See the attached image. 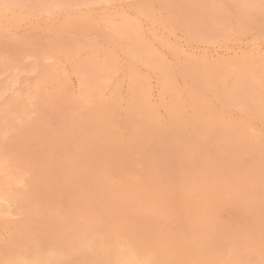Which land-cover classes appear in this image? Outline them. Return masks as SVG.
Listing matches in <instances>:
<instances>
[{
  "label": "rangeland",
  "instance_id": "rangeland-1",
  "mask_svg": "<svg viewBox=\"0 0 264 264\" xmlns=\"http://www.w3.org/2000/svg\"><path fill=\"white\" fill-rule=\"evenodd\" d=\"M0 98V264H264V0H0Z\"/></svg>",
  "mask_w": 264,
  "mask_h": 264
},
{
  "label": "bare ground",
  "instance_id": "bare-ground-1",
  "mask_svg": "<svg viewBox=\"0 0 264 264\" xmlns=\"http://www.w3.org/2000/svg\"><path fill=\"white\" fill-rule=\"evenodd\" d=\"M5 1V0H4ZM2 2V1H1ZM3 6V5H2ZM13 6V5H12ZM12 6H10V8L12 7ZM9 8V9H10ZM14 9V8H13ZM8 10V9H7ZM14 19V18H13ZM16 20V19H15ZM16 22V21H15ZM18 22H19V20H18ZM18 24V23H17ZM8 68V67H7ZM63 79V78H62ZM179 92V91H178ZM182 92V91H181ZM170 93V92H169ZM174 93V92H173ZM180 93V92H179ZM187 93H189L188 95H191L190 94V92H187ZM191 93H193V92H191ZM181 95V94H180ZM192 95H194V94H192ZM195 96V95H194ZM175 97H176V95H175ZM190 97V96H189ZM4 98V97H3ZM2 98V99H3ZM174 98V97H173ZM194 98V97H193ZM1 98H0V100H2ZM177 99V98H176ZM187 99V98H186ZM151 100V99H150ZM170 100H172V99H170ZM175 100V99H174ZM178 100V99H177ZM197 100V99H196ZM183 101V100H182ZM191 101V100H190ZM110 102V101H109ZM191 102H193V101H191ZM196 102V101H195ZM189 103V102H188ZM112 104V103H111ZM171 104V103H170ZM180 104H182V103H180ZM109 105V104H108ZM151 105V104H150ZM176 105V104H175ZM178 105V104H177ZM189 105H190V103H189ZM199 105V104H198ZM201 105V104H200ZM206 105V104H205ZM113 106V105H112ZM204 106V105H203ZM11 107V106H10ZM129 107H131V105L129 106ZM151 107V106H150ZM168 107V106H167ZM177 107V106H176ZM183 107V106H182ZM194 107H196L195 105H194ZM170 108V107H169ZM172 108V107H171ZM200 108V107H199ZM253 108V107H252ZM127 109H129V108H127ZM135 109H137V107H135ZM168 109V108H167ZM196 109V108H195ZM201 109V108H200ZM109 110H111V109H109ZM126 110V109H125ZM133 110V109H132ZM152 110V109H151ZM154 110V109H153ZM181 110V109H180ZM192 110H193V107H192ZM204 110H205V108H204ZM207 110V109H206ZM205 110V111H206ZM248 110H249V108H248ZM127 111V110H126ZM134 111V110H133ZM196 111H198L197 109H196ZM209 111V110H208ZM131 112V111H130ZM137 112V111H136ZM149 112H151V111H149ZM168 112V114H169V111H167ZM175 112V111H174ZM177 112H178V109H177ZM201 112V111H200ZM210 112V111H209ZM129 113V112H128ZM152 114H153V111L151 112ZM182 113V112H181ZM207 113V112H206ZM249 113V112H248ZM135 114V113H134ZM139 114V113H138ZM191 114V113H190ZM203 114H204V112H203ZM257 115L258 114H256L255 116L257 117ZM142 116V115H141ZM175 116V115H174ZM248 116H250V114H248ZM140 117V116H139ZM153 117V116H152ZM187 117V116H186ZM154 118V117H153ZM156 118L157 117H155V119H153V120H156ZM171 118V117H170ZM204 118V117H203ZM255 118V117H254ZM150 120H152L151 118H150ZM158 120V119H157ZM173 120H174V118H173ZM207 120V119H206ZM205 120V121H206ZM138 121H139V119H138ZM217 121V120H216ZM215 121V122H216ZM2 122V121H1ZM143 122V121H142ZM153 122V121H152ZM156 122V121H155ZM172 122H174V121H172ZM188 122H190V121H188ZM4 123V122H3ZM185 123H187V122H185ZM107 124H109V123H107ZM169 124V123H168ZM174 124H175V122H174ZM142 125H144L145 126V124H142ZM152 125V124H151ZM177 125V124H176ZM2 126H4V125H2ZM107 126V125H106ZM155 126V125H154ZM170 126V125H169ZM159 127V126H158ZM218 127V126H217ZM157 128V127H156ZM160 128H162V127H160ZM167 128V127H166ZM170 128V127H169ZM171 128H172V126H171ZM176 129H178L177 127H175ZM2 129V128H1ZM168 129V128H167ZM214 129V128H213ZM224 129H225V127H224ZM4 130V129H3ZM169 130V129H168ZM178 130H180V129H178ZM182 131V130H181ZM181 131H180V133H181ZM222 131V130H221ZM2 132V131H1ZM159 132H160V130H159ZM167 132V131H166ZM170 132V131H169ZM177 132V131H176ZM179 132V131H178ZM215 132H217V131H215ZM158 133V132H157ZM165 133V132H164ZM175 133V132H174ZM218 133V132H217ZM175 134H177V133H175ZM160 135V134H159ZM172 135H174V134H172ZM182 135V134H181ZM224 135V134H223ZM157 136V135H156ZM190 137V136H189ZM214 137V136H213ZM253 137V136H252ZM161 138H162V135H161ZM183 138V137H182ZM187 138V137H186ZM175 139V138H174ZM173 139V140H174ZM185 139V138H184ZM212 139V138H211ZM216 139V138H215ZM254 139V138H253ZM178 139L176 138V141H177ZM190 140H191V138H190ZM189 140V141H190ZM202 140V139H201ZM200 140V141H201ZM204 140V139H203ZM188 141V140H187ZM191 141H193V139L191 140ZM218 141H220V140H218ZM253 141V140H252ZM165 143H167V142H165ZM169 143V142H168ZM171 143V142H170ZM220 143V142H219ZM115 144H116V142H115ZM117 144H120V143H117ZM125 145H126V143H124ZM173 144V143H172ZM205 144V143H204ZM258 144V143H257ZM167 145V144H166ZM183 145V144H182ZM187 145V144H186ZM191 145V144H190ZM189 145V146H190ZM122 147H125L124 149H126L127 147L126 146H122ZM158 147V146H157ZM161 147V146H160ZM171 147V146H170ZM175 147V146H174ZM193 147V146H192ZM263 147V146H262ZM159 148V147H158ZM183 148V147H182ZM165 149V148H164ZM163 149V150H164ZM172 149V148H171ZM184 149V148H183ZM189 149V148H188ZM192 149V148H191ZM261 150H262V148H261ZM187 151H189V150H187ZM193 152H194V150H193ZM132 153H133V151H132ZM197 155V154H196ZM190 156V155H189ZM193 157V156H192ZM198 159V158H197ZM192 160H194V159H192ZM190 161H191V159H190ZM195 163V162H194ZM193 163V164H194ZM4 164V163H3ZM2 164V165H3ZM1 166V165H0ZM6 171V170H5ZM7 173H8V171H7ZM10 173V172H9ZM6 175V174H5ZM13 178H14V176H12ZM16 177V176H15ZM22 178H24V177H22ZM25 180V179H24ZM7 182H8V180H7ZM21 182V181H20ZM18 183V182H17ZM8 184H9V182H8ZM14 184V183H13ZM16 184V183H15ZM22 184V183H21ZM17 185H20V184H17ZM6 186V185H5ZM8 187H10V185L8 186ZM16 187V186H15ZM19 187V186H18ZM14 190V189H13ZM16 191V190H15ZM14 192V191H13ZM4 193H6V192H4ZM15 194V193H14ZM18 195V194H17ZM5 196V195H4ZM242 198V197H241ZM12 199V198H11ZM14 199H15V195H14ZM8 200V199H7ZM240 201V200H239ZM242 201V200H241ZM240 201V202H241ZM234 202V201H233ZM243 202H245V201H243ZM9 204V203H8ZM229 204H231V203H229ZM234 204V203H233ZM238 204V203H237ZM13 205H14V202H13ZM12 205V206H13ZM17 205V204H16ZM239 205V204H238ZM18 206V205H17ZM237 206V205H236ZM246 206H248V204L246 205ZM15 207V206H14ZM250 207V206H249ZM235 208V207H234ZM242 208V207H241ZM13 209V208H12ZM247 209V208H246ZM247 210H249V209H247ZM9 211V210H8ZM74 211H76V210H74ZM246 211V210H245ZM7 212V211H6ZM6 212H5V214H6ZM240 212H242V211H240ZM243 212H244V210H243ZM8 213V212H7ZM10 215H12V214H10ZM2 217V216H1ZM243 217V216H242ZM248 217V216H247ZM244 218H245V216H244ZM3 221V220H2ZM78 222V221H77ZM3 225V224H2ZM6 225V224H5ZM81 225V224H80ZM92 236V235H91ZM83 240V239H82ZM85 240V239H84ZM92 240V239H91ZM105 240V239H104ZM110 240V239H109ZM115 240V239H114ZM116 242H118V241H115V243ZM24 243V242H23ZM23 246H24V244H22ZM21 245V246H22ZM68 245H72V244H68ZM77 245V244H76ZM75 245V246H76ZM137 245H138V243H137ZM143 245V244H142ZM21 246L19 247V248H21ZM57 247V246H56ZM80 247H82V246H80ZM79 247V248H80ZM110 247V246H109ZM115 247H116V245H115ZM127 247V246H126ZM140 247V246H139ZM38 248H39V246H38ZM78 248V247H77ZM102 248V247H101ZM112 248H113V244H112ZM119 248H120V246H119ZM141 248H143V247H141ZM33 249H34V247H33ZM35 249H37V248H35ZM34 249V250H35ZM63 249V248H62ZM118 249V248H117ZM126 249V248H125ZM145 249V248H144ZM23 250H25L24 248H23ZM32 250V249H31ZM37 250H39V249H37ZM40 250H41V248H40ZM66 250V249H65ZM71 250V249H70ZM84 250V249H83ZM60 251H61V249H60ZM67 251H68V249H67ZM71 251H73V250H71ZM78 250L76 249V252H77ZM86 251V250H85ZM105 251H107V250H105ZM25 252V251H24ZM31 252V251H30ZM33 252V251H32ZM31 252V253H32ZM36 252V251H35ZM39 252H42V251H39ZM66 252V251H65ZM74 252V251H73ZM110 252V251H109ZM113 252V251H112ZM64 253V252H63ZM87 253V252H86ZM127 253H129V252H127ZM37 254V253H36ZM35 254V255H36ZM93 254H94V252H93ZM139 254V253H138ZM141 254V253H140ZM30 255V254H29ZM69 255V254H68ZM78 255H79V253H78ZM89 255V254H88ZM98 255V254H97ZM128 255V254H127ZM144 255V254H143ZM43 256H45V255H43ZM47 256V255H46ZM73 256V255H72ZM93 256V255H92ZM123 256V255H122ZM139 256V255H138ZM26 257V256H25ZM24 257V258H25ZM34 257V259H35V256H33ZM74 257V256H73ZM78 257V256H77ZM89 257V256H88ZM95 257H97V256H95ZM139 257H141V256H139ZM138 257V258H139ZM152 257V256H151ZM67 258V257H66ZM70 258H71V254H70ZM154 258V257H153ZM33 259V260H34ZM48 259V258H47ZM77 259V258H76ZM89 259H91V258H89ZM93 259V258H92ZM117 259V258H116ZM152 259V258H151ZM156 259V258H155ZM154 259V260H155ZM83 260V259H82ZM97 260V259H96ZM123 260V259H122ZM126 260V259H125ZM2 261V260H1ZM37 261H38V259H37ZM103 261V260H102ZM106 261H107V259H106ZM115 261V260H114ZM27 262V261H26ZM36 262V261H35ZM40 262V261H39ZM55 262V261H54ZM90 262V261H89ZM88 262V263H89ZM65 263V262H64ZM105 263V262H104ZM39 264V263H38ZM58 264V263H57ZM116 264V263H115ZM121 264V263H120ZM125 264V263H124ZM142 264H143V262H142Z\"/></svg>",
  "mask_w": 264,
  "mask_h": 264
}]
</instances>
